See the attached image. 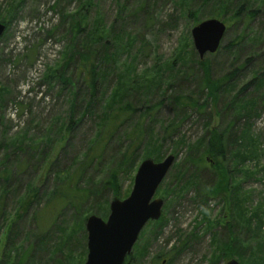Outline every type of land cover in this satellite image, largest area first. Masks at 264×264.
I'll use <instances>...</instances> for the list:
<instances>
[{
    "label": "rangeland",
    "instance_id": "obj_1",
    "mask_svg": "<svg viewBox=\"0 0 264 264\" xmlns=\"http://www.w3.org/2000/svg\"><path fill=\"white\" fill-rule=\"evenodd\" d=\"M241 4L240 20L234 22L233 6ZM213 11L220 13L211 16ZM249 11H253L254 16L247 20L245 15ZM190 12L195 15L189 16ZM209 19L222 22L226 31L218 51L211 56L206 54L202 61L208 59L213 79L227 77L230 81L226 83L233 86L222 87L218 102L214 104L209 100L199 110L188 105L189 99L199 100L200 104L206 101L200 91L202 73L194 64L198 56L190 33L199 23ZM0 24L5 28L0 37V195L3 198L0 263L4 256H10L11 262L16 256L15 247L23 246L25 254L21 259L25 260L24 264L30 261L31 264H84L87 254L85 220L95 215L105 221L109 214V202L115 198L111 196L107 205L101 200L100 207L93 202L85 205L82 209L92 208L82 221L70 211L55 219L54 204L48 210L44 192L46 187H54L52 181L45 183L48 169L57 156L60 155L61 166H66L73 156L75 159L86 153L89 141L94 138L96 130L88 117L68 129L66 114L72 99L70 92L79 93L84 89L81 69L85 63L77 54H85V34H91L97 41L101 39L103 45L102 39L107 37L104 34L113 27V32L118 34L115 37L112 34L107 41L118 53L110 65L114 71L105 78L103 92L106 96L110 94L117 75L118 85L124 91L130 90L129 102L136 109L132 122L139 119L145 130L152 129L166 138L171 137L161 144L164 156L160 160L153 159L155 145L151 144V147L138 149L137 160L131 169L124 165L123 170L121 164H114L120 173V196L116 198L124 200L129 196L137 167L143 160L152 159L158 163L168 155L174 156L172 167L154 195V199L163 201L161 216L158 222H148L144 226L129 257L134 264H157V258L163 264H208L216 249L220 258L216 264H225L232 259L238 264H264V80L257 87L251 82L252 73L264 75V39L254 44L250 42L259 32L264 35V0H210L205 4L200 0H0ZM78 27L85 30L74 35V28ZM244 32L249 40L244 39L239 48L236 47L234 56L227 46ZM95 44L99 45V42ZM72 48L73 59L64 66L65 56ZM90 60L95 61V58L92 56ZM244 64L245 67L239 70ZM104 66L107 67V63ZM53 68H62L59 73L64 78H58L59 74L48 81L47 70ZM243 88V93L238 96ZM176 95L182 96L179 105L171 100ZM245 97L256 101L243 102L241 99ZM158 103L161 105L157 110L148 109ZM252 103L256 106V114L250 116V125L243 129L236 151L232 153L237 158L236 152L241 153L247 160L240 167L241 177L238 178L236 172L234 179L225 175V163L205 155L208 167L217 174V198L198 205L193 201L196 198L193 189H169L168 185L175 184L177 167L187 160L186 145L201 138L206 119L210 118L208 130H218L234 118L233 111H224L225 106H236L234 110L238 115L241 108H251ZM92 105V108L99 107L98 102ZM59 119L62 123L57 121ZM234 119L240 128L244 121ZM173 122L175 127L164 134L163 130ZM62 125L64 130L58 131ZM127 126L124 124V128ZM47 138L56 141L49 159L44 162L41 158L50 150ZM10 140L12 144L8 143ZM180 140H184V144L175 147L173 142ZM70 142L68 151L59 154ZM124 145L115 138L111 140L105 148V165L99 168V173L96 171L98 176L105 175V166L113 163ZM228 159L227 164L234 171L239 159L232 162L230 157ZM174 165L175 170H172ZM7 170L11 182L4 186L1 177ZM93 170L89 168L88 174H95ZM239 182L241 188L237 190ZM226 184L229 189H235L236 196L242 201L243 190L247 192L250 196L247 205L231 208L227 202ZM28 186L37 191L38 200L33 202L26 215L18 206L19 198L26 194ZM38 210L42 211L38 213L39 220L44 219V223H38L39 228L31 220L33 212ZM160 222L165 223L161 232ZM228 222L235 232L229 236L227 245H223L220 240ZM14 223L16 236L9 244L7 236ZM42 236L48 240V250L37 249L41 243L37 241ZM212 237L214 244L211 247ZM211 249L214 252L211 253ZM142 251L147 255L140 257Z\"/></svg>",
    "mask_w": 264,
    "mask_h": 264
},
{
    "label": "trees",
    "instance_id": "obj_2",
    "mask_svg": "<svg viewBox=\"0 0 264 264\" xmlns=\"http://www.w3.org/2000/svg\"><path fill=\"white\" fill-rule=\"evenodd\" d=\"M201 3L205 4L209 2L210 0H200ZM244 2L246 0H243ZM231 4V3H230ZM230 7V6H229ZM235 7L237 9H235ZM233 9L235 10L232 15V20L234 22H238L240 20V14L243 9L242 4L240 6H233ZM217 13L220 12L213 11L211 16H216ZM195 14L189 13V16H194ZM254 16L253 11H249L246 13L245 17L247 20H250ZM74 32L76 34H80V32L84 31L85 29L83 27L74 28ZM87 31V30H86ZM113 27L105 33V36H109L108 38L105 37L102 39L104 41L103 45L100 44V40H96L93 38L91 34H85L84 37V55H80L78 53V57L84 61L82 71V76L84 80V89L81 91L79 90V93H71V102H69V109L67 110V122L66 127L73 124L79 125L82 123V120L85 117H88L90 119V123L93 124V127L95 128V135L92 140L89 141V147L87 148L86 153L82 154L81 157H77L75 159H72L69 161L68 165L61 166L60 158L57 156V158L52 162L50 165L47 176H46V185L50 183V181L53 182L54 187L50 188L49 186L46 187L47 191L45 193V197L48 198L46 201V205L48 207V210H50L49 206H52L53 213H56V218H59L61 214H64V212L70 211L71 213L77 214V218L82 221V218L90 213V207L89 209H82L85 205H90L91 202H93L97 207H100V200L106 203L109 200V197H118L120 196V188H119V172L116 170L114 164L118 162L123 166L127 165L128 168H132L133 164L137 160L136 153L138 149L142 146L143 149L146 147H151V144L155 145V154L153 155V159L160 160L164 154L162 145L163 142L170 136L165 137V135L160 133H155L152 131V129H144L143 123L140 122L138 119L136 122H132V116L136 114L135 107L129 102V95L130 90L124 91L122 86L118 85V76L116 75V81L113 85L111 92L108 96L105 95V91L103 92L102 87L105 84L106 80L105 78L112 72L114 69L111 64L113 65L115 54L118 53L116 49L113 50L112 45L109 41H107L110 36L115 37L118 33L113 32ZM87 33V32H86ZM257 37L250 39L251 43H258L262 42L264 39V35L258 33ZM248 34L244 32L242 35L236 36L231 43L227 46L229 48V52L236 56V47L239 48L241 43L244 39H247ZM99 42V45L95 44L96 42ZM249 40V38H248ZM94 46H99L95 47ZM93 49V50H92ZM114 51V52H113ZM74 50L72 48V51L65 56L66 62L64 66L67 65L72 59H73ZM83 54V53H82ZM92 56L95 58V61H91L90 59ZM211 56V54H210ZM193 58L196 57L195 54L192 56ZM90 61V62H89ZM104 63H107V67L104 66ZM247 63V62H246ZM195 65L198 66L202 73L201 77V88L200 91L202 92L203 98L205 97L206 101L203 102V104L199 103V100H190L188 105H191L192 108L195 109H202L205 106V103L207 101H212V103L216 104L219 100L220 91L225 88L229 89L232 88L233 85L228 84L226 82H229V78L223 77L222 79H213L211 75V65L208 61V59H205V61L195 60ZM103 65V66H102ZM245 67V64L242 65L239 70ZM63 68V66H62ZM60 68V69H62ZM54 69V70H53ZM51 69V71L47 70L48 81L56 78L57 75H59L61 70H55V68ZM237 69V71H239ZM252 80L251 82L255 83V87L260 85V83L264 80V75L258 73H252ZM187 77V74H185ZM58 78H64V76L61 74ZM66 81V80H65ZM69 81V80H67ZM159 86V85H158ZM223 87V88H222ZM145 89L149 90V88L144 87ZM244 88L239 91L238 96H240L241 93H243ZM129 93V94H128ZM132 93V92H131ZM238 99V98H236ZM172 102L176 105L181 104L182 96L176 95L171 98ZM240 100V99H239ZM243 102H253L254 100L251 98H242ZM1 101V99H0ZM110 101V103H108ZM256 101V100H255ZM254 101V102H255ZM94 102H98L99 107L98 108H92V104ZM112 105H114L112 107ZM161 105V103H158L154 106H149V110H157L158 106ZM251 108L243 107L241 108L238 115L235 114V108L236 106H225L224 111H233L234 112V118H238V120H243V125L236 126V120L233 118L232 121L228 122L224 127L218 128V130L210 131L208 130V124L209 119H206L207 121L204 122V129L205 132L201 136L200 139H198L194 144L186 145V148L188 149L187 153V160L186 162L182 163L181 166L177 167V174L175 175V184L174 185H168V188L171 189L172 187H177V189H181L185 187L186 189H193L196 192V198L193 200L194 202L198 203V205H205L207 202L211 199L217 198V190H216V182L218 180L217 174L213 169H210L207 165V160L204 159L205 155H211L215 158L219 159L222 163H225V175L229 176L230 178L234 179V177H237L238 175L241 177L242 172H240V167L247 161L246 158L242 157L241 153L236 152V156H232L233 151H236V147L238 146V142L240 140V135L245 127H247L249 124L250 116H255L256 114V106L255 104H251ZM239 109V106H237ZM78 111V112H77ZM77 113V114H76ZM80 116V117H78ZM57 121H60L62 123V120L59 119ZM124 124L128 125L124 128ZM175 122H173L171 125H168L164 130V134H168L170 130H172L175 127ZM69 129V128H68ZM127 129H131L127 132ZM58 131L64 130V125L59 126L57 128ZM124 138L121 141V138ZM115 138L118 143H125L124 149H122L118 154L117 157H115V160L113 161V165L105 166V175L98 176L96 174L99 173V168H101L104 164V157H105V148L108 146V144L111 142V140ZM46 141H48V149L50 150L46 151L43 154L42 161H46L50 157V151L55 143V139L51 140L50 138H47ZM9 144L11 143L8 142ZM175 147H180L184 144V140L175 141L173 142ZM14 144V142H13ZM7 145V144H6ZM231 146V148H230ZM8 147V146H7ZM71 147V142L67 144L66 148L61 149L59 154H64L65 150L68 151V148ZM234 149V150H233ZM228 157H230V161H238V165H236L234 171L230 170L227 162ZM233 158V159H232ZM207 161V162H206ZM244 161V162H243ZM230 162V163H231ZM243 162V163H242ZM242 163V164H241ZM175 166H173L172 170H175ZM92 170L94 168L95 174H88V170ZM179 168V169H178ZM236 172L238 174L233 173ZM101 173H104L101 171ZM91 175V176H89ZM96 175V176H95ZM102 175V174H101ZM1 180L4 184V186L9 185L11 182L10 174L8 170L5 172V175L1 177ZM225 180H227L225 178ZM231 182H233L230 179ZM3 186V187H4ZM6 188V187H5ZM239 188V189H238ZM237 190H240L241 183L239 182ZM17 189V188H16ZM229 186L226 184L225 191L228 193L227 202L230 203L231 208L234 205H239V207L242 208V205L249 202L250 196L247 192L243 190V201L240 200L235 193V189L228 191ZM5 190V189H3ZM104 194L106 195L104 197ZM38 200V193L35 190L30 189L28 186V190L26 194L21 198H19V208L22 210V214L28 215L29 208L32 206L34 201ZM3 198L0 195V207L2 204ZM52 203V204H51ZM99 209V208H98ZM231 210V209H230ZM47 211V208H46ZM45 211V212H46ZM104 211V210H103ZM101 213H104L106 211ZM2 215H4V209L1 211ZM96 212H99L96 209ZM42 213V211H34L31 220L33 223H36V227L39 228L38 223H44V219L39 220V214ZM52 213V214H53ZM106 213V212H105ZM50 214V213H49ZM99 214V213H98ZM21 215V214H20ZM25 215V216H26ZM4 217V216H2ZM6 219L4 220V222ZM158 222V221H157ZM153 223V222H152ZM159 225V232H161L162 228H164L165 223L162 222L158 223ZM15 223L13 226H11L10 231L7 236L8 243H13V238L16 236L15 232ZM250 225V224H249ZM225 228L223 229V232H226L223 236V239L221 238L220 242H223V245H227L229 241V236L235 232L233 230V225H231V222L226 223ZM209 229V227H208ZM60 230V229H59ZM160 234L158 233L157 236ZM46 236V235H45ZM30 237V236H29ZM196 238V237H195ZM41 242V243H40ZM37 243H40V247H37V249L40 250H48L47 243L48 240L42 236L38 239ZM211 247L214 244L213 243V237L211 238ZM235 243L233 244L234 247ZM65 246V245H64ZM34 247H36V244H34ZM183 247H186V244H183ZM16 248V256L15 258H11V262L8 256H4V260L0 264H24L25 260H22L23 255L25 254V250L23 246H18ZM36 250V249H35ZM215 253L211 255V258L208 260V264H216L220 260L219 251L216 249ZM37 251V250H36ZM50 251V250H49ZM52 251V250H51ZM50 251V252H51ZM31 252H33V249H31ZM214 252L211 249V253ZM19 253V254H18ZM146 254V251H142V254L140 257H144ZM154 261V260H153ZM157 264H163V261H160L159 258L156 259ZM135 261L132 260L131 257H127L125 259L124 264H134ZM31 264L33 262H27V264ZM152 263V261H151Z\"/></svg>",
    "mask_w": 264,
    "mask_h": 264
},
{
    "label": "water",
    "instance_id": "obj_3",
    "mask_svg": "<svg viewBox=\"0 0 264 264\" xmlns=\"http://www.w3.org/2000/svg\"><path fill=\"white\" fill-rule=\"evenodd\" d=\"M4 29L0 24V37ZM225 31V25L216 19L202 21L191 30L193 48L200 60L218 51ZM173 163L172 155L158 163L143 160L137 167L129 196L124 200L116 197L110 200L106 220L95 215L87 217L84 264H124L144 226L161 216L163 201L154 199V195ZM225 264L238 262L232 259Z\"/></svg>",
    "mask_w": 264,
    "mask_h": 264
}]
</instances>
